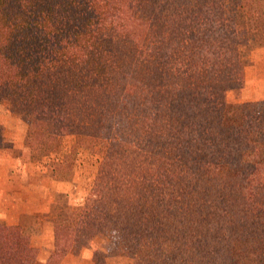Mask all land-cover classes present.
Segmentation results:
<instances>
[{"label":"trees","instance_id":"16d2710c","mask_svg":"<svg viewBox=\"0 0 264 264\" xmlns=\"http://www.w3.org/2000/svg\"><path fill=\"white\" fill-rule=\"evenodd\" d=\"M253 47L264 55V0H0V102L28 118L30 163L48 182L93 167L83 202L53 219L48 264L64 233L86 245L104 230L132 257L157 237L182 264H264V112L226 99ZM131 79L154 114L122 142L100 118ZM13 132L0 118V149ZM240 164L218 184L215 168ZM37 234L0 222V264H33Z\"/></svg>","mask_w":264,"mask_h":264},{"label":"rangeland","instance_id":"374dc122","mask_svg":"<svg viewBox=\"0 0 264 264\" xmlns=\"http://www.w3.org/2000/svg\"><path fill=\"white\" fill-rule=\"evenodd\" d=\"M256 48L257 47H253L248 54L247 62L250 61L251 52L255 51ZM234 90H231L228 93L233 92ZM143 95L144 91L141 83L132 79L127 81L124 93L122 91L120 99L118 101H112L111 103H109V105L106 106L101 115L100 121L103 126L104 136L111 137V139L118 138L122 142L134 141V139L139 134V130L144 120L153 116L154 114L153 107L151 106L150 102L144 99ZM229 104L234 105V103H231L230 101ZM240 106H243L239 109L240 113H243L245 109L261 113L264 112V101L244 103L240 104ZM243 108L245 109L243 110ZM0 115V118H3L4 120L13 121L14 137L16 138V140H18L17 136L19 134H24L22 138L23 140L27 129L28 118L25 114L22 113L21 108L19 106L11 105L7 102H0ZM73 141L74 137L72 136H66L62 140L63 144L67 147H69L73 143ZM261 143L262 145L264 144V138ZM7 144L9 143H5L4 146ZM28 162L30 163V156ZM29 168L30 171L37 174V180H39L46 189L44 194H46L47 196L43 199H45V202L49 204L50 210L48 209L49 211L45 212L42 215H37V217L39 218L38 220L40 221L42 219V222L49 219L53 222L54 217L58 213H60V211H62L65 206L75 207L81 204L90 188L89 186L92 183L93 167L90 166L89 162H85L81 167L77 166L76 170H73V172L71 173V178L68 179L69 182L56 181L67 185H62V187L59 188V191H65L66 195L63 192L57 195L54 191L50 190L52 182H48V179L46 180V178L43 176L44 174L41 172L40 167H35L30 163ZM242 168L243 166L241 164L230 165L228 167L218 166L214 169L215 174L219 179L218 184L221 186H226L229 183L230 176L240 173V171H242ZM262 175L264 178V169ZM36 194L40 195L37 192ZM181 219L183 220L181 222L186 224L189 216H183L181 217ZM210 219L211 218L207 216V221H209ZM180 224L181 223H179L178 225L181 226ZM63 236V239L59 241V248L62 249L65 248V244L67 241L66 239L68 238L69 234L64 233ZM95 238H101L105 242L104 244H107V249L110 250V254L112 256H123V262L125 264H182L181 258L172 259L169 251H163L164 249H170L169 242H165L157 237H155L151 241L150 239H146V241H143L135 257H132L129 254L130 251H128V248L125 247V243L123 242V240H121L118 234L112 230H104L100 232ZM240 253L243 254L244 251L238 247L232 255L236 256V254ZM104 254L105 253L101 251L97 252L96 258L98 260V264H101L100 260H102ZM244 254H250V252L245 250ZM53 261L56 264L57 259L53 258ZM241 261H243V259ZM248 264H251V262Z\"/></svg>","mask_w":264,"mask_h":264},{"label":"crops","instance_id":"0c3cea01","mask_svg":"<svg viewBox=\"0 0 264 264\" xmlns=\"http://www.w3.org/2000/svg\"><path fill=\"white\" fill-rule=\"evenodd\" d=\"M257 49L251 52L246 65L244 87L227 94L228 104L229 101L234 105L264 101V55ZM23 136L19 134L18 140L0 149V222L8 226L38 229L39 234L31 238V245L37 250L33 264H48L55 250L53 222L50 219L44 222L38 220L37 215L50 209L43 199L47 196L44 194L46 189L37 180V174L30 171V153L23 143ZM62 185L67 186L52 181L50 190L58 195L63 192L59 191ZM63 193L66 195L65 191ZM104 243L101 238H95L86 245L66 241V253L57 264H98V251L105 253L101 264H125L124 257L112 256Z\"/></svg>","mask_w":264,"mask_h":264}]
</instances>
